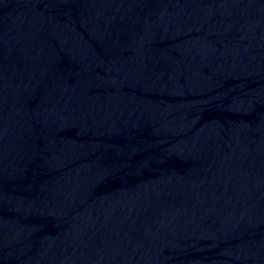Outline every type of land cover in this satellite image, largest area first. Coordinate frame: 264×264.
Returning a JSON list of instances; mask_svg holds the SVG:
<instances>
[{
	"label": "water",
	"instance_id": "obj_1",
	"mask_svg": "<svg viewBox=\"0 0 264 264\" xmlns=\"http://www.w3.org/2000/svg\"><path fill=\"white\" fill-rule=\"evenodd\" d=\"M0 264H264V0H0Z\"/></svg>",
	"mask_w": 264,
	"mask_h": 264
}]
</instances>
